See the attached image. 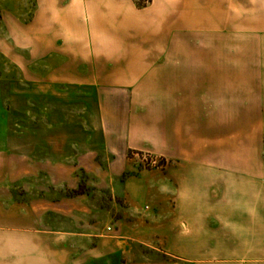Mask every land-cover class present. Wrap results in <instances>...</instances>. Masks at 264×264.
<instances>
[{
    "label": "crops",
    "instance_id": "crops-1",
    "mask_svg": "<svg viewBox=\"0 0 264 264\" xmlns=\"http://www.w3.org/2000/svg\"><path fill=\"white\" fill-rule=\"evenodd\" d=\"M48 19L81 27L48 47L38 77L124 94L121 148L166 165L158 188L144 172L123 183L146 215L117 238L0 203V264H132L120 260L130 241L188 262L227 259L201 243L239 244L264 261V0H50Z\"/></svg>",
    "mask_w": 264,
    "mask_h": 264
},
{
    "label": "rangeland",
    "instance_id": "rangeland-1",
    "mask_svg": "<svg viewBox=\"0 0 264 264\" xmlns=\"http://www.w3.org/2000/svg\"><path fill=\"white\" fill-rule=\"evenodd\" d=\"M49 2L0 0V203L11 212L41 214L65 229L117 238L119 227L146 215L144 207L134 211L123 183L144 172L158 188L166 161L121 148L122 110L116 107L124 103V94L49 84L38 77L47 72L48 47L69 45L73 37L64 33L81 27L48 19ZM134 2L142 7L150 0ZM83 23L87 31L94 26ZM33 55L39 59L34 69ZM181 229L188 232L184 225ZM125 247L120 260L132 264H264L242 259L248 246L239 244L201 243L203 256L209 248L217 257L221 251L229 255L194 262L165 256L138 241Z\"/></svg>",
    "mask_w": 264,
    "mask_h": 264
}]
</instances>
